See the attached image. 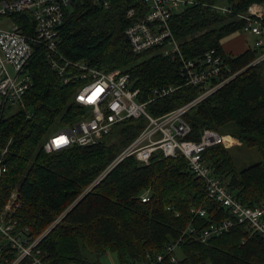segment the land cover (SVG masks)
<instances>
[{
	"label": "trees",
	"instance_id": "1",
	"mask_svg": "<svg viewBox=\"0 0 264 264\" xmlns=\"http://www.w3.org/2000/svg\"><path fill=\"white\" fill-rule=\"evenodd\" d=\"M255 3L264 0H197L170 19L185 58L199 59L210 49L223 57L229 71L218 80L244 68L191 106L184 118L190 125L185 138L198 139L203 128L212 127L222 133L229 130L257 148L260 160L240 169L222 143L203 152L227 189L249 206L264 200V66L250 65L257 55L254 48L234 55L225 53L220 43L241 30L244 19L239 15ZM140 5L141 0H111L103 9L89 0L71 2L58 28L56 52L105 71L127 72L140 92L179 84L146 104L150 114L159 115L189 101L201 87L181 83L179 59L162 55L159 47L141 53L130 50L123 35L124 14L128 7ZM26 70L31 84L23 95L24 106L0 115V148L9 141L6 170L0 175V204L14 187L19 203L14 210L16 228L25 226L31 239L50 226L36 245L44 264H104L105 256V264H136L180 237L176 260L164 256L155 264H264V240L246 222L205 241L196 237L194 231L229 212L208 195L183 155L153 153L147 163L128 155L104 172L142 128V117L122 119L96 143L45 151L47 136L85 117L88 107L73 98L79 81L61 82L41 46H33ZM192 206L204 207L206 215H194ZM0 245L5 263L13 251L4 240ZM18 264H30V257Z\"/></svg>",
	"mask_w": 264,
	"mask_h": 264
},
{
	"label": "built area",
	"instance_id": "2",
	"mask_svg": "<svg viewBox=\"0 0 264 264\" xmlns=\"http://www.w3.org/2000/svg\"><path fill=\"white\" fill-rule=\"evenodd\" d=\"M73 1L75 0H0V18L9 20L5 27H0V115L10 108L24 106L23 95L31 84L26 67L33 46H41L48 65L61 82L72 79L79 81L73 98L88 107L85 117L47 136L42 144L45 151L58 150L72 143H96L122 119L142 117V128L116 153L104 172L128 155H133L144 163L148 162L153 153L163 156L183 155L188 167L202 178L208 195L219 201L229 212V216L194 231L196 237L205 241L238 222H246L250 230L264 240V200L255 206L239 201L203 155L207 147L225 141L224 133L205 127L198 139L185 138L190 131V125L184 118L185 112L244 69L218 80L229 68L215 49L206 51L199 59L183 56L172 34L170 19L180 9L196 4L197 0H141L139 7L131 6L125 10L127 23L123 28V35L130 50L141 53L159 47L162 55L179 59L181 83L201 87L195 97L159 115L150 114L146 110V104L171 93L179 84L149 87L145 92H140L138 87L132 86L127 72L120 69L105 71L85 60L72 61L57 54L58 28L64 21L65 8ZM89 1L103 9L111 4V0ZM216 8L222 12L229 11L227 6ZM239 16L244 19L240 31L255 37L253 48L257 55L250 65L264 66V4H252L247 13ZM71 69L74 72L71 73ZM214 79L218 81L213 82ZM8 142L0 148V175L6 170ZM17 198L16 190L11 189L5 201L0 204V241L4 240L13 251V256L4 263V256L1 254L3 245H0V264H18L25 257H30V264H44L36 245L50 226L31 239L26 234L25 226L17 229L14 216V210L19 204ZM145 198L147 197L141 196V200ZM190 211L194 215H206L204 207L192 206ZM180 240L182 241L181 237L166 244L161 252H156L149 258L146 256L136 264H155L164 256L174 262Z\"/></svg>",
	"mask_w": 264,
	"mask_h": 264
},
{
	"label": "rangeland",
	"instance_id": "3",
	"mask_svg": "<svg viewBox=\"0 0 264 264\" xmlns=\"http://www.w3.org/2000/svg\"><path fill=\"white\" fill-rule=\"evenodd\" d=\"M67 11H70L71 7L67 6ZM9 23V20L6 18H0V27H5ZM244 37H246L248 41V45L253 48L254 47V42H255V37L252 34L244 33ZM24 103V101H23ZM19 107H13L5 112L2 113V115H7L9 114L12 110H15ZM54 130V129H53ZM52 131V130H51ZM225 141L222 143L229 151L230 155L233 158V161L236 165L237 168H244L248 165H250L253 162H256L260 160L261 155L257 148L253 146H249L242 142L239 138L233 136L230 134L229 130H225ZM12 189H15L14 187ZM16 190V189H15ZM180 255V252H178V256ZM108 256V255H107ZM111 261L114 260L112 255L108 256ZM102 261H106V256L102 259Z\"/></svg>",
	"mask_w": 264,
	"mask_h": 264
},
{
	"label": "crops",
	"instance_id": "4",
	"mask_svg": "<svg viewBox=\"0 0 264 264\" xmlns=\"http://www.w3.org/2000/svg\"><path fill=\"white\" fill-rule=\"evenodd\" d=\"M243 34L241 31H235L223 37L220 43L222 50L234 55L247 50L250 46Z\"/></svg>",
	"mask_w": 264,
	"mask_h": 264
}]
</instances>
